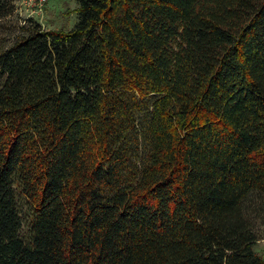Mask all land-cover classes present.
I'll use <instances>...</instances> for the list:
<instances>
[{
  "label": "trees",
  "instance_id": "16d2710c",
  "mask_svg": "<svg viewBox=\"0 0 264 264\" xmlns=\"http://www.w3.org/2000/svg\"><path fill=\"white\" fill-rule=\"evenodd\" d=\"M76 1L0 51V264H264V0Z\"/></svg>",
  "mask_w": 264,
  "mask_h": 264
},
{
  "label": "rangeland",
  "instance_id": "374dc122",
  "mask_svg": "<svg viewBox=\"0 0 264 264\" xmlns=\"http://www.w3.org/2000/svg\"><path fill=\"white\" fill-rule=\"evenodd\" d=\"M76 9V0H47L41 11L27 6L24 0H17L13 14L0 20V51L14 42L21 33L20 28L28 26V20L38 23L44 31H69L77 22ZM258 223H255L256 227ZM253 249L264 258V239L259 240Z\"/></svg>",
  "mask_w": 264,
  "mask_h": 264
},
{
  "label": "built area",
  "instance_id": "2783aa9c",
  "mask_svg": "<svg viewBox=\"0 0 264 264\" xmlns=\"http://www.w3.org/2000/svg\"><path fill=\"white\" fill-rule=\"evenodd\" d=\"M25 4L27 6H33L35 7L38 11H41L43 6L46 4L47 0H24Z\"/></svg>",
  "mask_w": 264,
  "mask_h": 264
}]
</instances>
